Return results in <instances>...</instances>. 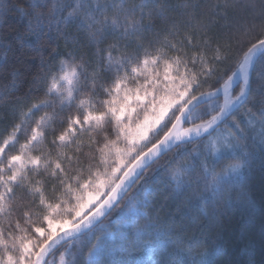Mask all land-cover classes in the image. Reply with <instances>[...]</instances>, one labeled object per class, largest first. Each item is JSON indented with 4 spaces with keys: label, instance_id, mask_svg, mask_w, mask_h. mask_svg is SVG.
<instances>
[{
    "label": "trees",
    "instance_id": "1",
    "mask_svg": "<svg viewBox=\"0 0 264 264\" xmlns=\"http://www.w3.org/2000/svg\"><path fill=\"white\" fill-rule=\"evenodd\" d=\"M186 38L205 43L207 50H219L213 73L195 94L215 90L238 69L247 50L264 38V0H0V145L20 125L5 158L18 152L51 110L33 108L55 104L42 145L61 152V173L42 171L38 178L43 201H57L64 178L92 177L104 168L103 149L122 143L115 122L106 116L99 125L78 132L69 144L57 145L70 121L83 119L79 103L89 100L104 112L107 91L121 64H140L162 41ZM61 63L77 71L74 101L63 108L50 94ZM221 106V97L199 103L183 127L210 120ZM263 113L264 53L251 71L249 95L238 109L209 135L181 143L155 160L105 218L58 244L43 264H85L97 236L114 229L122 212L143 195L148 200L145 215L133 226L159 231L158 240L169 243L151 245L145 264L183 263L191 252L203 256L204 264H264V147L252 124ZM224 129L231 143L215 150L208 140ZM44 215L40 199L19 184L6 199L0 223L21 227L35 238V228L45 226ZM169 240H183L181 253Z\"/></svg>",
    "mask_w": 264,
    "mask_h": 264
},
{
    "label": "rangeland",
    "instance_id": "2",
    "mask_svg": "<svg viewBox=\"0 0 264 264\" xmlns=\"http://www.w3.org/2000/svg\"><path fill=\"white\" fill-rule=\"evenodd\" d=\"M206 46L191 38L176 42L164 40L155 53L144 58L140 64L120 65L107 91L104 112L89 100L79 103L83 119L73 118L68 130L55 142L57 145L63 147L69 144L76 139L78 132L99 125L106 116L115 122L122 143H111L103 149L101 161L104 168L95 171L92 177L64 178L55 202L43 201L42 180L38 174L42 171L55 176L61 173V152L57 149L44 150L42 145L44 131L57 107L55 104L41 103L33 108L50 107L51 110L39 119L29 140L19 146L16 154L5 158L7 148L16 142L19 125L0 145V215L14 187L24 184L42 202L45 226L36 227V237L31 238L21 227L10 229L8 225L2 226L0 223V264H33L36 253L46 240L77 223L101 203L124 171L164 128L171 115L179 113L196 96L195 91L201 82L213 73L221 55L219 50L213 52L207 50ZM76 77L77 71L73 66L61 63L59 72L52 78L50 94L56 97V104L60 108L73 103ZM242 88L241 85L236 93L232 89L227 94V105L240 97ZM207 122L187 128L182 126L181 129L186 131L185 134L195 133ZM252 124L264 147V113ZM230 143V134L226 129L218 130L208 140V145L218 151ZM147 201L146 195L134 199L119 216L114 229L97 236L85 264H145L151 245H169L165 239L158 240L162 235L159 231H145L133 226L139 217L145 215ZM169 241L181 253L183 240L176 244L173 243L175 240ZM190 254L183 263L176 261L175 264H204L203 256Z\"/></svg>",
    "mask_w": 264,
    "mask_h": 264
},
{
    "label": "water",
    "instance_id": "3",
    "mask_svg": "<svg viewBox=\"0 0 264 264\" xmlns=\"http://www.w3.org/2000/svg\"><path fill=\"white\" fill-rule=\"evenodd\" d=\"M264 53V38L253 44L245 53L238 69L217 89L196 95L178 113L170 128L153 145L144 150L124 171L115 186L105 198L77 223L53 234L46 240L35 255L33 264H43L50 251L61 242L83 234L96 226L123 199L140 175L158 158L177 145L202 138L212 133L225 119L238 109L247 99L250 92L251 71ZM242 85L240 97L231 105L226 104L227 94L236 86ZM214 97H221L220 110L207 124L195 133H180V129L189 112L199 103Z\"/></svg>",
    "mask_w": 264,
    "mask_h": 264
},
{
    "label": "bare ground",
    "instance_id": "4",
    "mask_svg": "<svg viewBox=\"0 0 264 264\" xmlns=\"http://www.w3.org/2000/svg\"><path fill=\"white\" fill-rule=\"evenodd\" d=\"M186 131H184V130H182V129H180V133H185Z\"/></svg>",
    "mask_w": 264,
    "mask_h": 264
},
{
    "label": "snow or ice",
    "instance_id": "5",
    "mask_svg": "<svg viewBox=\"0 0 264 264\" xmlns=\"http://www.w3.org/2000/svg\"><path fill=\"white\" fill-rule=\"evenodd\" d=\"M63 139V137H61Z\"/></svg>",
    "mask_w": 264,
    "mask_h": 264
}]
</instances>
